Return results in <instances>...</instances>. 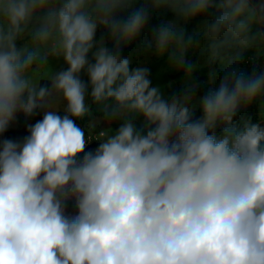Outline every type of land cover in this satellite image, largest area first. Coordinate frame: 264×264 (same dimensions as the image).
I'll return each instance as SVG.
<instances>
[{
    "label": "clouds",
    "instance_id": "obj_1",
    "mask_svg": "<svg viewBox=\"0 0 264 264\" xmlns=\"http://www.w3.org/2000/svg\"><path fill=\"white\" fill-rule=\"evenodd\" d=\"M136 4L0 0V134L17 113L45 110L23 142L0 141V264H264V102L260 122L234 120L264 97V71L226 72L192 121L198 66L186 56L202 45L179 23L211 12L209 60L224 62L229 46L264 55V0ZM160 9L175 19L153 28L142 50L183 69L187 87L170 102L147 68L121 55ZM100 27L112 49L96 41ZM61 58L66 70L54 72ZM85 117L87 136L75 122ZM91 140L99 146L85 152Z\"/></svg>",
    "mask_w": 264,
    "mask_h": 264
},
{
    "label": "rangeland",
    "instance_id": "obj_2",
    "mask_svg": "<svg viewBox=\"0 0 264 264\" xmlns=\"http://www.w3.org/2000/svg\"><path fill=\"white\" fill-rule=\"evenodd\" d=\"M139 1L141 0H137V4ZM166 10L167 9L157 10V13H158L157 24L153 25L151 28L146 26L142 33H148L149 31L152 33L153 28L159 27L161 24L175 19L174 14L172 17L167 19L165 17ZM179 23L181 24L182 27L185 26V22L183 20L179 21ZM204 29H205V25L204 23H202L192 34L194 35V38L200 42L202 47L194 49L193 65H197L198 67L192 74V80L190 82V85L196 86V79L199 75V72L201 70H204L205 71L204 83L209 86V89H216L218 88L226 72L230 70H236L238 72L247 73L248 61L254 62L253 72L259 73V72L264 71V55L257 56L255 49H249V50L242 51L239 48L235 49L232 46H229V47H226L222 52V55L225 57L224 62H221V60L219 59L215 61L209 60L208 51H207L209 42L205 38V34L203 31ZM105 31H106L105 28H102V27L98 28L97 33H96L97 42H99L101 39H104L105 41ZM150 39L151 38H148L142 42L137 43L136 46L132 48V51L128 59L131 61L130 64L133 65V68L143 67L149 70V73H150L149 78L152 82V85L159 86L164 98L170 102L173 96L179 97L184 94L185 89L187 87L185 84V79L181 82H178L173 79V76L177 75L181 69L170 67L166 55L164 57H157L154 54V50H148L147 52L142 50L144 46L146 45L147 41H149ZM259 58L263 59V61L260 63L257 62ZM51 63H52L54 72L66 70L67 68V65L63 62L62 58L59 60H53ZM81 79L85 83L88 82V77L86 73L84 72L81 73ZM193 96H194V102L192 105H190L191 112L199 111V110L201 111V108L199 106V100L202 96L194 92H193ZM261 102H264V97H261V100L256 102L258 113H260L259 105ZM89 104L92 107L93 121L99 120L101 113L96 110V106L94 104H91L90 99H89ZM23 117L28 127H30L31 125H34L37 122L35 118V113L32 116L26 117L24 115ZM260 119L262 118L260 117ZM246 121H249V120H246ZM134 123L136 124L137 129L146 131V129L144 128V120L142 116L137 117ZM118 124L119 123L117 121H113L111 123V128L113 132L118 130L120 126ZM108 127H109V123L107 121L98 123L96 127L92 129V134L93 135L98 134L99 131L106 129ZM84 130L87 136L88 135V125L86 126ZM6 136L11 137L16 142H23V140L26 138L24 131L18 127L17 117L15 121L9 126L8 130L4 132L3 134H0V141L4 140ZM98 146H99V141L91 140L88 146L86 147L85 152H94ZM82 155L83 154H81V158H82ZM66 207H67V214L69 215H75L78 211L74 206V202L71 200L67 202Z\"/></svg>",
    "mask_w": 264,
    "mask_h": 264
},
{
    "label": "trees",
    "instance_id": "obj_3",
    "mask_svg": "<svg viewBox=\"0 0 264 264\" xmlns=\"http://www.w3.org/2000/svg\"><path fill=\"white\" fill-rule=\"evenodd\" d=\"M144 3V0H141L138 2V4L136 5L137 7L142 5ZM122 16L126 17L127 13H122L121 14ZM173 16V13L170 11V10H166V13H165V17L168 19L170 17ZM149 21L147 23L146 26H148L149 28H151L153 25H156L157 24V20H158V13L157 11H151L149 12ZM212 21V16H211V12H209V14H207L206 16H199V17H196L188 22L185 23V26H184V29H185V32H186V35H192L195 30L202 24L204 23L205 27H206V24L208 23H211ZM151 32L149 31L148 33H141V36L136 40L134 41L133 43H131L129 46H124L122 48V51H121V54H122V57L123 58H129L130 56V53L132 51V48L136 46L137 43L139 42H142L148 38H151ZM105 42H106V46L109 48V49H112L113 48V42L110 40L109 38V32L108 30L106 29L105 31ZM233 48L237 49L238 47H235V46H232ZM193 55H194V50H192L191 52H189L186 56V59L187 61H189L191 64H193ZM89 60H92V55L91 53L89 54ZM263 59L262 58H259L257 60V62H262ZM130 68H133V65L130 64ZM254 71V62L252 61H248V68H247V75H250L252 74V72ZM205 71L204 70H201L199 72V75L196 79V87L194 88V93H197L199 94L200 96H204L205 94H207V92L209 91V86L206 85L204 83L205 81ZM173 79L178 81V82H181L184 80V71L183 69L180 70V72L173 76ZM40 85L41 86H50V82L49 81H45V80H42L40 82ZM89 92H90V89H89ZM192 115H191V120L192 121H195L197 119L200 118V116L202 115V112L199 110V111H192L191 112ZM59 115L63 116L64 113L63 111H60L58 113ZM43 115H44V110H36L35 112V118L37 121L39 120H42L43 119ZM24 114L23 113H17V120H18V127L20 129H22L26 135V137L30 134L28 129V125L24 119ZM92 120H93V115H92ZM234 120L237 124H242L243 122H245L246 120H250L252 123H257L259 122V113H258V108H257V103L254 102L253 104H251L250 106H248L246 109H241L236 117H234ZM77 123L78 126H80L82 129H85L87 125H89V118L88 117H85L84 119L82 120H76L75 121ZM120 125V121H117ZM220 134V130L217 129V135L219 136ZM5 139H9V140H13L11 137H8L6 136ZM4 139V140H5ZM14 141V140H13ZM66 213H67V207H66Z\"/></svg>",
    "mask_w": 264,
    "mask_h": 264
},
{
    "label": "crops",
    "instance_id": "obj_4",
    "mask_svg": "<svg viewBox=\"0 0 264 264\" xmlns=\"http://www.w3.org/2000/svg\"><path fill=\"white\" fill-rule=\"evenodd\" d=\"M259 115H260V117H261V113H259ZM260 117H259V122L261 121ZM87 146H88V145H87Z\"/></svg>",
    "mask_w": 264,
    "mask_h": 264
}]
</instances>
